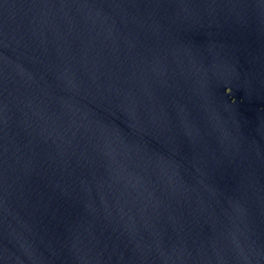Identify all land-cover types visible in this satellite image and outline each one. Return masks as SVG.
Here are the masks:
<instances>
[{
    "label": "water",
    "instance_id": "obj_1",
    "mask_svg": "<svg viewBox=\"0 0 264 264\" xmlns=\"http://www.w3.org/2000/svg\"><path fill=\"white\" fill-rule=\"evenodd\" d=\"M0 264H264V0H0Z\"/></svg>",
    "mask_w": 264,
    "mask_h": 264
}]
</instances>
